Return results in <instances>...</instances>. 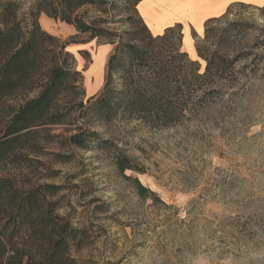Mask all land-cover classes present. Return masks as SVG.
<instances>
[{
	"label": "rangeland",
	"instance_id": "1",
	"mask_svg": "<svg viewBox=\"0 0 264 264\" xmlns=\"http://www.w3.org/2000/svg\"><path fill=\"white\" fill-rule=\"evenodd\" d=\"M184 1L189 0L176 3ZM153 2L159 9L175 4H138L153 34L180 23L181 50L201 70L205 62L197 44L233 63H223L222 76L209 81L170 127L137 120L95 127L120 147L135 171L119 173L112 152L92 144L62 146L72 127L66 124L41 131L42 152L20 173L32 184L64 187L60 212L88 234L86 244L72 248L76 264H264V4L231 3L207 38L205 22L197 34L188 16L157 27L162 11L151 12ZM88 14L95 12L88 8ZM122 18L109 24L117 33L127 27ZM39 24L74 56L83 100L96 95L114 44L45 14ZM124 175L137 177L153 195L139 196Z\"/></svg>",
	"mask_w": 264,
	"mask_h": 264
},
{
	"label": "trees",
	"instance_id": "2",
	"mask_svg": "<svg viewBox=\"0 0 264 264\" xmlns=\"http://www.w3.org/2000/svg\"><path fill=\"white\" fill-rule=\"evenodd\" d=\"M141 1L0 0V264H76L72 248L88 239L86 228L60 212L62 185L32 184L20 173L42 152L41 131L69 124L62 146L92 144L112 152L119 173L135 171L120 147L95 127L131 120L170 127L209 81L222 76L223 63L235 60L216 49L204 53L197 44L196 54L205 62L201 70L181 50V24L153 34L138 11ZM41 14L114 44L102 88L86 101L74 56L41 28ZM117 16L127 25L120 33L109 26ZM217 19L205 21V37ZM125 178L139 196L153 195L137 177Z\"/></svg>",
	"mask_w": 264,
	"mask_h": 264
},
{
	"label": "crops",
	"instance_id": "3",
	"mask_svg": "<svg viewBox=\"0 0 264 264\" xmlns=\"http://www.w3.org/2000/svg\"><path fill=\"white\" fill-rule=\"evenodd\" d=\"M256 0H199L191 2L193 8L190 13L187 15L188 18L192 21L195 32L197 34L203 29V23L209 18L219 17L225 13L228 5L234 2H254ZM261 4H264L260 0ZM43 15V14H41ZM186 36H183V39Z\"/></svg>",
	"mask_w": 264,
	"mask_h": 264
},
{
	"label": "bare ground",
	"instance_id": "4",
	"mask_svg": "<svg viewBox=\"0 0 264 264\" xmlns=\"http://www.w3.org/2000/svg\"><path fill=\"white\" fill-rule=\"evenodd\" d=\"M158 4V3H157ZM163 7H161V15L158 16V19H156V25L157 27H160L164 24H166L168 21L174 19V18H181L187 16L190 11L193 8V4L189 1H184L181 3H175V4H162ZM157 5L153 2L150 5V11L157 12L160 10Z\"/></svg>",
	"mask_w": 264,
	"mask_h": 264
},
{
	"label": "snow or ice",
	"instance_id": "5",
	"mask_svg": "<svg viewBox=\"0 0 264 264\" xmlns=\"http://www.w3.org/2000/svg\"><path fill=\"white\" fill-rule=\"evenodd\" d=\"M161 2H172V3H176V2H180V0H161ZM189 2H191V0H189ZM262 2H264V0H262Z\"/></svg>",
	"mask_w": 264,
	"mask_h": 264
}]
</instances>
